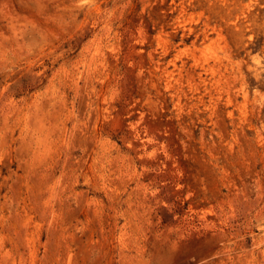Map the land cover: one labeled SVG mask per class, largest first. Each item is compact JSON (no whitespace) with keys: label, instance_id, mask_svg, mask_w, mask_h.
<instances>
[{"label":"rangeland","instance_id":"rangeland-1","mask_svg":"<svg viewBox=\"0 0 264 264\" xmlns=\"http://www.w3.org/2000/svg\"><path fill=\"white\" fill-rule=\"evenodd\" d=\"M0 264H264V0H0Z\"/></svg>","mask_w":264,"mask_h":264}]
</instances>
